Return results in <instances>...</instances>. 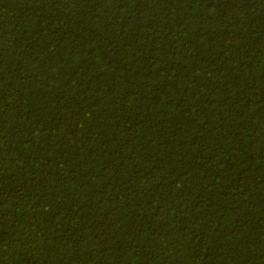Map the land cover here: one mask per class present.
Here are the masks:
<instances>
[{
  "label": "trees",
  "instance_id": "obj_1",
  "mask_svg": "<svg viewBox=\"0 0 264 264\" xmlns=\"http://www.w3.org/2000/svg\"><path fill=\"white\" fill-rule=\"evenodd\" d=\"M0 264H264V0H0Z\"/></svg>",
  "mask_w": 264,
  "mask_h": 264
}]
</instances>
